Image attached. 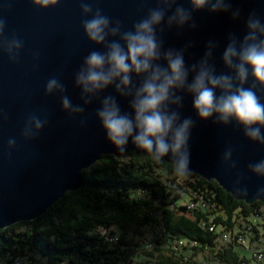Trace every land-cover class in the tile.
<instances>
[{"label":"water","instance_id":"1","mask_svg":"<svg viewBox=\"0 0 264 264\" xmlns=\"http://www.w3.org/2000/svg\"><path fill=\"white\" fill-rule=\"evenodd\" d=\"M92 3L94 8L119 20L125 28H131L148 8L155 6V0H92ZM179 3L189 6L186 0ZM232 7L241 9L237 21L228 13L210 14L204 9L193 13L195 29L186 25L183 29L165 30L161 36L165 48L180 49L190 44L185 62L191 65L203 56L207 42L215 40L219 47L214 53V63L218 72H226L220 57L228 33L242 37L246 18L253 10L264 21V0H233ZM0 18L6 21L4 36L15 35L24 42L16 63H10L7 54L0 51V112L6 116L0 120V228L3 229L36 219L67 191L81 188L85 181L82 170L94 165L103 154L144 152L131 142L126 152H119L106 140L95 116L100 99L114 95L122 112L131 111L129 99L119 97L113 87L85 108L83 126L82 117L72 118L62 110L58 94L45 95L47 81L57 77L65 85V94L73 104L82 103L80 89L74 85V74L91 50H103L84 35L80 0H61L48 9L34 7L28 0H0ZM180 112L182 117L191 116L196 120L189 141L190 172L215 180L234 198L247 204L264 201V197L255 196L257 190L264 187V178L247 170L249 163L264 159V146L248 141L242 129L232 125L224 127L214 125L211 120L199 121L190 96H185ZM30 114L46 119L47 123L36 139L25 141L21 130ZM13 137L16 147L9 156L7 143ZM227 147L233 149L232 160L237 163V168L231 171L222 164ZM164 160L171 164L167 157ZM237 172L245 177L241 186L247 187V197L233 192Z\"/></svg>","mask_w":264,"mask_h":264},{"label":"clouds","instance_id":"2","mask_svg":"<svg viewBox=\"0 0 264 264\" xmlns=\"http://www.w3.org/2000/svg\"><path fill=\"white\" fill-rule=\"evenodd\" d=\"M39 9L58 5L61 0H28ZM155 0V6L125 28L119 20L94 8L92 0H80L81 27L89 42L103 50H91L74 74V85L80 89L82 103L73 104L65 94V85L50 78L45 95L58 94L61 107L70 117H82L85 108L109 87L122 98L129 99L130 112H122L114 95L100 99L95 116L105 133L106 140L119 152H126L131 142L138 150L159 163L165 157L171 162L178 177L191 171L189 141L196 120L182 117L185 96L191 97V106L199 121L211 120L214 125H229L242 129L244 137L264 146V21L251 11L245 21L241 37L234 32L227 35V43L220 57L227 71L218 72L214 53L219 47L215 40L205 45L203 56L191 65L185 62L190 44L177 49L165 48L161 38L165 30L195 29L193 13L207 9L210 14L228 13L233 21L241 17V9L233 8V0ZM6 21L0 18V51L7 54L10 63H16L24 46L17 36L5 37ZM35 67V66H34ZM6 116L0 112V120ZM47 123L36 114H30L21 130L25 141L36 139ZM9 156L16 147V139L9 138ZM233 149L227 147L222 164L228 170L237 168L232 160ZM247 170L264 178V159L251 162ZM243 173L237 172L232 185L240 197L248 196L242 187ZM256 198L264 197L260 187Z\"/></svg>","mask_w":264,"mask_h":264},{"label":"trees","instance_id":"3","mask_svg":"<svg viewBox=\"0 0 264 264\" xmlns=\"http://www.w3.org/2000/svg\"><path fill=\"white\" fill-rule=\"evenodd\" d=\"M157 167L165 168L164 173ZM85 181L78 190H69L53 206L34 220H24L0 228V264H12L21 253L7 255L12 250L29 252L32 257H45L46 264H144L133 262L136 254L131 231L142 233L146 225L159 227L153 235L154 251H141L154 257L156 264H190L180 253L160 245L173 235L195 239L197 249L214 247L219 236L208 231L200 219L209 215L228 226L237 219L244 220L251 210L264 205L263 201L245 203L234 198L213 179L196 173L187 175V186L208 201L206 210L189 209L178 202L182 197L181 181L170 163L164 159L157 163L146 153L130 151L121 155L103 154L94 165L82 170ZM172 176H169L171 175ZM201 198V197H200ZM27 227L20 228L21 226ZM120 226L122 234L110 243L97 235L98 229ZM207 226V227H206ZM228 243L215 251L222 264H242L247 256ZM24 254V253H21ZM6 258V259H5Z\"/></svg>","mask_w":264,"mask_h":264},{"label":"built area","instance_id":"4","mask_svg":"<svg viewBox=\"0 0 264 264\" xmlns=\"http://www.w3.org/2000/svg\"><path fill=\"white\" fill-rule=\"evenodd\" d=\"M186 206L189 209L206 210L208 201L199 198L197 194L192 191L189 199L186 201ZM207 225L214 228L217 234H222L226 240H233L239 244L240 248L246 250L248 253H253L257 257V264H264V207H257L244 216V220L237 219L235 224L228 226L226 223L217 222L209 215L206 219H200ZM114 225L110 229H98L97 235L101 238H111L113 242ZM171 250H176L181 254L182 250H192L195 239L188 238V242H181L179 235H173L170 239ZM263 242V243H262ZM147 247H153V244L147 243ZM1 251V250H0ZM25 251L12 250L7 255L20 253ZM26 264H40V257L36 256L32 262ZM244 264V263H243Z\"/></svg>","mask_w":264,"mask_h":264},{"label":"rangeland","instance_id":"5","mask_svg":"<svg viewBox=\"0 0 264 264\" xmlns=\"http://www.w3.org/2000/svg\"><path fill=\"white\" fill-rule=\"evenodd\" d=\"M156 171L164 173L163 178H165V175L168 174V172H166L165 168H163V167H157ZM165 173H167V174H165ZM169 176H172V174ZM188 178H190V177H188L187 175L183 176V177H178V180H179L178 182L181 181L180 183H181L182 189H183L182 197H181V199L178 200V202H180L182 204H185L186 201L190 197V187L187 186V182H186V180ZM27 226L28 225H25V226L23 225L20 228H24ZM114 229H115V240L117 241L119 238V235L122 234V231H121L120 226H117V225H115ZM157 232H160L159 227H151V225H146L145 227L142 228V233H140V234H136L135 232L133 233L131 231H129L126 234L127 236L133 238V240H134L133 246L136 249V254H134L132 257V263L133 262H143L144 264H156V259H154V257H150V255L141 251V248H145L147 250L154 251V249L152 250L153 247L152 248L147 247V243L153 244V242L150 240L153 237V235ZM97 233H98V230H97ZM180 241L181 242H188L186 237H183V236H180ZM221 241H223V240H221ZM224 242L225 241L219 242L216 245H214V247H212V248L205 247L201 250L197 249L198 247H196V248L193 247L192 251L187 250V257L186 258L189 260L190 264H222L219 262L218 258L215 256V251L217 249L223 247V246L226 247L229 243V242H226V243H224ZM167 244H168V247L170 248L171 243L169 244V242L167 243V241L164 242L163 244H161L160 247L167 250L168 249ZM235 246L236 247H234V248L239 252L240 255L246 256V253H247L246 250H243L240 247H238L240 245L235 244ZM27 253H29V252H27ZM176 253H177V251H176ZM251 259H252V261L250 259H248V262L247 263L245 262V264H250V261L252 262V264H257L256 260L253 257V254L251 256ZM40 264H46L45 257H41V263Z\"/></svg>","mask_w":264,"mask_h":264},{"label":"bare ground","instance_id":"6","mask_svg":"<svg viewBox=\"0 0 264 264\" xmlns=\"http://www.w3.org/2000/svg\"><path fill=\"white\" fill-rule=\"evenodd\" d=\"M197 194V196L200 198H203V195H200L199 193L195 192ZM264 203V201H263ZM261 207H264L261 206ZM244 218V217H243ZM207 225V224H206ZM207 227V226H206ZM208 231L210 232H214L217 234L216 230L214 228H212L210 225H208ZM220 238V240H223L225 242H229V243H237V242H234L233 240H226V238L222 235V234H217ZM103 238H106V237H103ZM109 242H111V238H106ZM179 240H180V237H179ZM115 241V229H114V235H113V242ZM152 244V243H150ZM197 244H199L197 241H195L194 245L193 246H197ZM150 248V247H149ZM152 248V247H151ZM193 250V249H192ZM192 250H189V251H192ZM173 251H176V250H173ZM1 253V251H0ZM21 253H24V254H21ZM16 258L15 260L13 261L12 264H26L28 262H32V260L34 259V257H32L30 254L28 253H25V252H21ZM178 253V252H177ZM18 254V253H16ZM249 254H253V253H249ZM15 255V253L13 254ZM9 256V255H8ZM253 257L254 259L257 261V257L255 256V254H253ZM6 259V258H5ZM245 264V262H243Z\"/></svg>","mask_w":264,"mask_h":264},{"label":"crops","instance_id":"7","mask_svg":"<svg viewBox=\"0 0 264 264\" xmlns=\"http://www.w3.org/2000/svg\"><path fill=\"white\" fill-rule=\"evenodd\" d=\"M219 242H223V241H219ZM224 243H226V242H224ZM236 245H239V244H236ZM236 247V246H235ZM239 247V246H238ZM242 251V250H241ZM181 254L184 256V257H187V250H182V252H181ZM246 256H247V259H250L251 261H252V259H251V256H252V254H249L248 252L246 253ZM250 261V264H252V262ZM243 264V263H242Z\"/></svg>","mask_w":264,"mask_h":264}]
</instances>
